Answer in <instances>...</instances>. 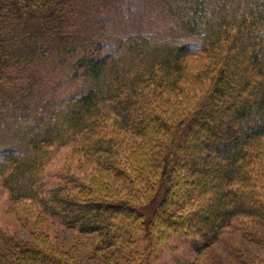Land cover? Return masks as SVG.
Listing matches in <instances>:
<instances>
[{
	"label": "trees",
	"instance_id": "obj_1",
	"mask_svg": "<svg viewBox=\"0 0 264 264\" xmlns=\"http://www.w3.org/2000/svg\"><path fill=\"white\" fill-rule=\"evenodd\" d=\"M72 1L0 0V174L10 197L37 200L49 146L73 142L123 179L124 167L112 154L124 155L132 183L153 186L143 209L98 191L55 195L62 211L43 203L80 232L101 236L114 252L137 224L147 234L175 227L207 244L237 216L264 219L257 178L264 165V0H191L187 9L180 6L186 0H161L171 30L180 34L146 24L113 36L106 48L101 35L93 41L72 33ZM45 67L52 79L78 80L83 89L48 112H31L40 83L31 73ZM197 83L205 84L194 103L181 120L172 119L165 107ZM106 99L118 118L102 110ZM107 120L111 130L137 136L141 144L130 141L125 152ZM186 161L200 166L192 171ZM190 171L191 190L172 188ZM189 201L190 210L174 211L178 204L190 207ZM0 264L69 263L0 228Z\"/></svg>",
	"mask_w": 264,
	"mask_h": 264
},
{
	"label": "rangeland",
	"instance_id": "obj_2",
	"mask_svg": "<svg viewBox=\"0 0 264 264\" xmlns=\"http://www.w3.org/2000/svg\"><path fill=\"white\" fill-rule=\"evenodd\" d=\"M185 2L180 3L184 9L193 3L191 0ZM73 3L74 11L68 19L73 26L70 28L72 33L77 32L76 37L85 36L93 41L96 40L94 37L101 35L99 40L105 48L113 36L146 24L161 26L163 31L171 30V19L161 0H73ZM174 34L180 33L175 31ZM184 39L195 42L190 36ZM260 57H264V53ZM195 61L201 65L203 58ZM31 75L34 80L40 81L30 106L31 112H48L56 108L60 100L83 89V83L78 80L52 79L46 74V67L35 70ZM204 84H192L189 91L184 92V98L178 94L173 103L165 107V112L172 119L181 120L188 110L187 106L194 103L197 89L201 90ZM101 106L112 120L119 117L118 109L108 99L103 100ZM112 120H107L108 129L115 141L123 145L125 152L128 142L138 145L142 141L137 136L111 130ZM197 124L195 122L194 126ZM75 144L53 143L49 146V154L38 174L37 200H13L3 174H0L1 229L18 239L53 250L69 264H257L264 257V219L247 215L234 218L218 239L207 244L203 239L187 236L175 227L153 229L147 234L137 224L129 233L128 242L114 252L115 246H106L98 234L80 232L76 226L67 223L60 213L53 214L44 208L43 203L54 205L62 211V205L55 200V195L75 196L98 191L108 197L127 198L143 209L145 203L154 197V192L152 185L148 188L147 184L132 183L136 179L135 174L126 171L124 155L119 157L117 153L112 154L124 167L126 178L123 179L117 178L114 171L103 169L98 164L99 159L84 154ZM150 147L152 149L155 146ZM207 158L208 155L204 159ZM186 163L192 167V171L200 166V163L194 166ZM261 168L257 178L264 195V165ZM191 173L181 172V183L172 188L182 185L183 191L191 190ZM192 204L193 201H189L190 207H185L184 203L178 204L174 211L186 212L192 208ZM112 249L113 253L107 254Z\"/></svg>",
	"mask_w": 264,
	"mask_h": 264
},
{
	"label": "bare ground",
	"instance_id": "obj_3",
	"mask_svg": "<svg viewBox=\"0 0 264 264\" xmlns=\"http://www.w3.org/2000/svg\"><path fill=\"white\" fill-rule=\"evenodd\" d=\"M120 42H122V41H120Z\"/></svg>",
	"mask_w": 264,
	"mask_h": 264
}]
</instances>
